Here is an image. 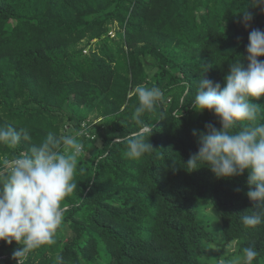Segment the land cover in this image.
Instances as JSON below:
<instances>
[{"label":"trees","instance_id":"1","mask_svg":"<svg viewBox=\"0 0 264 264\" xmlns=\"http://www.w3.org/2000/svg\"><path fill=\"white\" fill-rule=\"evenodd\" d=\"M248 2L0 0V125L32 137L0 146V161L49 132L82 133L77 188L62 201L55 243L25 264H55L58 255L64 264H219L249 246L260 252L253 264H264V224L241 222L253 207L247 172L217 179L184 165L198 149L192 131L220 128L213 113L189 104L197 79L207 66L205 78L223 84L230 63L247 67L248 32L264 30L259 8L248 9L250 29L239 22ZM136 85L159 87L165 101L141 117L153 124L154 151L131 160L111 143L138 127ZM16 247L0 241V264H16Z\"/></svg>","mask_w":264,"mask_h":264},{"label":"clouds","instance_id":"2","mask_svg":"<svg viewBox=\"0 0 264 264\" xmlns=\"http://www.w3.org/2000/svg\"><path fill=\"white\" fill-rule=\"evenodd\" d=\"M250 7L264 11V0H249L237 14L245 30L251 28L254 19ZM245 51L247 67L241 60L230 63L223 84L205 78L207 66L197 79L195 96L189 104L197 112L213 113L220 128L208 123L204 131H192L198 149L184 165L192 171L203 165L217 179L247 172L246 196L253 207L250 213L241 215V222L245 228H256L264 224V106L257 103L264 97V60L259 59L264 57V30L251 28ZM190 91L189 87L182 93L181 104ZM133 93L138 104L132 118L138 127L128 134L115 135L111 144L123 145L122 155L138 160L154 151L150 143L153 124L141 117L153 112L165 96L156 86L136 85ZM80 135L81 132H49L27 151L0 161V241L8 245L16 242L11 257L16 264H25L33 250L55 243L66 210L62 201L77 188L74 175L83 151V144L77 139ZM31 140L27 128L0 125V146L15 149L22 141ZM259 255L255 247H244L219 264H253ZM55 264H64L63 257L56 256Z\"/></svg>","mask_w":264,"mask_h":264},{"label":"rangeland","instance_id":"3","mask_svg":"<svg viewBox=\"0 0 264 264\" xmlns=\"http://www.w3.org/2000/svg\"><path fill=\"white\" fill-rule=\"evenodd\" d=\"M206 212H210V211H208V210H205ZM233 250V246L231 247V249H230V251H232Z\"/></svg>","mask_w":264,"mask_h":264}]
</instances>
